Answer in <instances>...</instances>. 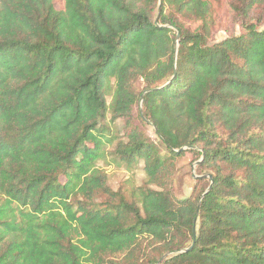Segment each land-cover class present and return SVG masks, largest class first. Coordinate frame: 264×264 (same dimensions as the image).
Returning a JSON list of instances; mask_svg holds the SVG:
<instances>
[{
  "label": "trees",
  "instance_id": "1",
  "mask_svg": "<svg viewBox=\"0 0 264 264\" xmlns=\"http://www.w3.org/2000/svg\"><path fill=\"white\" fill-rule=\"evenodd\" d=\"M0 264H264V0H0Z\"/></svg>",
  "mask_w": 264,
  "mask_h": 264
},
{
  "label": "rangeland",
  "instance_id": "2",
  "mask_svg": "<svg viewBox=\"0 0 264 264\" xmlns=\"http://www.w3.org/2000/svg\"><path fill=\"white\" fill-rule=\"evenodd\" d=\"M159 9H157L156 17H158ZM168 9L165 13L168 14ZM234 31L238 30V27L233 28ZM225 36L223 31H218L213 34V39H219ZM143 79L139 78L134 82V87L137 93H140L144 87ZM110 100V98H108ZM141 109V101L139 102ZM115 125H111L112 129H116L120 126V122H116ZM143 131L151 141H154L159 147H161L159 140L156 138L154 128L149 122L144 121L142 124ZM162 148V147H161ZM108 153L110 148L107 149ZM196 154L193 152L185 151V153L178 159L176 171L173 175V189L175 196L178 198H184L188 196L195 187H203L208 183V180L198 181V179L206 174V171L199 168L198 162L200 159H196ZM110 155L108 154L106 160H99L97 162L107 175L108 184L111 188L117 189H128L131 186H139L145 180L144 173L142 171V163H138L130 171L126 170L123 166L111 163ZM109 160V162H108ZM207 176V175H206Z\"/></svg>",
  "mask_w": 264,
  "mask_h": 264
},
{
  "label": "water",
  "instance_id": "3",
  "mask_svg": "<svg viewBox=\"0 0 264 264\" xmlns=\"http://www.w3.org/2000/svg\"><path fill=\"white\" fill-rule=\"evenodd\" d=\"M164 27H168L167 25H164ZM177 36H178V33H177ZM186 147H181L180 149H178L177 151L179 150H184Z\"/></svg>",
  "mask_w": 264,
  "mask_h": 264
}]
</instances>
